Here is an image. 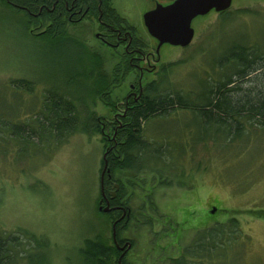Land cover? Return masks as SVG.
Here are the masks:
<instances>
[{
    "label": "rangeland",
    "instance_id": "1",
    "mask_svg": "<svg viewBox=\"0 0 264 264\" xmlns=\"http://www.w3.org/2000/svg\"><path fill=\"white\" fill-rule=\"evenodd\" d=\"M171 1L111 0L119 14L133 25L136 35L144 40L143 52L150 53L148 60H135L138 67H132L126 74L121 73L124 66L121 71L116 67L122 60V46L102 42L95 17L67 25L63 36L78 41L65 39L56 43L45 36H35L31 28L27 31L18 24V18L24 19V15L0 4V112L4 118L10 122L31 118V111L26 109L34 106L38 110L47 88L87 94L89 82L95 86L92 109L106 122L115 113L101 100L98 91L101 80H120L109 87L111 98L120 103L119 113L125 109L121 104L123 97L136 95L146 82L158 78L162 64L180 59L190 61L176 69L174 79L179 78L183 87H200V79L211 70L214 49L210 46L217 40L225 42L232 38L221 39V12L212 9L192 21L194 37L189 45L165 43L157 50L158 40L148 32L143 14L157 3ZM242 8L253 13L240 14L224 29L230 37L247 31L249 39L264 49V0H233L228 10L235 12ZM212 36L216 41H211ZM217 50L214 56L218 55ZM78 60H84L81 65L94 67L86 82L84 77L77 76L81 69ZM84 70L88 73L86 67ZM16 78L35 81L33 91L15 89L12 80ZM194 119L191 113L181 112L148 125L147 138L155 135L158 142L163 139L171 142L169 149L174 159H179L191 186L174 183L158 185L149 191L145 189L148 183L140 182V187L134 188L131 205L137 217L125 232L133 240L128 261L170 264L171 257L205 235L199 228L208 220L211 227L214 221H226L234 215L239 219L245 240L236 256L230 248L226 250L228 262L236 257L238 264H264V128L254 129L248 133L249 138L233 142L224 138L192 141L189 134L194 130L187 124ZM106 127L108 132L109 126ZM42 144V147L28 145L27 153L19 152L18 142L7 128L0 131V229L7 234L22 229L30 236L21 238L22 247L31 250L25 257L18 255L15 264H83L81 248L87 237L100 233L113 244L114 217L103 211L105 208H99L102 159L105 149L110 147H104L101 135L84 132L72 134L58 146ZM182 149L184 154L179 158ZM118 173L123 180H136L133 179L136 171ZM143 175L138 173L136 182ZM214 206L219 210L212 213ZM211 215L216 218L213 220ZM34 236L42 240L36 249L32 248L36 244ZM115 260L116 257L112 263Z\"/></svg>",
    "mask_w": 264,
    "mask_h": 264
},
{
    "label": "trees",
    "instance_id": "2",
    "mask_svg": "<svg viewBox=\"0 0 264 264\" xmlns=\"http://www.w3.org/2000/svg\"><path fill=\"white\" fill-rule=\"evenodd\" d=\"M65 3L66 0H0V4L11 11L24 15V19L18 18V24L20 23L27 31L30 28L41 30L39 34L34 35L45 36L56 43L67 39L63 36L69 14ZM89 5L90 15L97 17L101 13L102 27L120 29L125 26L136 31L125 17L119 14L111 0H90ZM242 13L253 11L242 8L235 12L226 10L220 13L222 16L220 37L223 40L224 38L232 40L225 42L217 40L213 47L210 46L211 49H218V55L214 56V50L211 53L209 49L212 56L211 70H207L200 79L198 88L183 87L179 78L175 80L178 74L176 69L190 61L180 59L162 64L158 78L146 82L138 89L136 95L131 93L123 97L121 104L125 109L119 113L117 105L120 103L111 98L109 87L120 80L116 77L108 81L101 80V87L98 90L101 100L115 113L106 122L103 116L92 109L95 105V86L88 82L87 94L47 88L40 108L36 110L33 106L26 109L32 113L31 118L27 120L10 122L0 112V131L5 132L7 128L18 142V151L23 153L28 152V145L36 147L40 144L42 147V143L48 142L58 146L63 139H68L76 132L101 135L104 147H110L105 149L109 174L105 176L103 187L107 190L112 185V180L121 179L117 174L124 170L136 171L137 174L144 173L139 182H136L138 179L136 173H133V179L136 180L126 178L132 187V193L134 188L140 187V182L148 183L143 189L149 191H153L158 185L171 186L174 183L189 187L191 183L185 176V170L181 169L179 159L176 161L172 150L169 149L171 142L168 143L164 139L158 142L155 135L150 139L145 133L148 125L152 126L174 113L179 115L181 112H189L195 118L192 123L187 124L194 130L189 134L192 141L196 138L200 141L224 138L227 142H233L248 137V133L254 129L264 128L263 46L251 41L247 31L241 34L238 32L230 37L228 30L224 29L231 19H236ZM133 35L131 47L134 49L145 47L144 40L136 34ZM211 38V41H216L215 36ZM126 58L129 59L128 54L116 65L118 71L124 66L121 71L124 74L133 67L130 60H125ZM81 62L84 63V60L77 61L78 64ZM85 67L88 73H85ZM93 70L92 64L88 66L86 63L82 64L77 76L84 77L86 82L93 74ZM12 82L13 87L18 90L32 92L34 89L35 81L28 78H16ZM106 125L109 126V134ZM191 144L190 142V146ZM182 151L183 149L178 155L179 158L184 154ZM123 189L125 196L129 188ZM110 214L114 217L113 212ZM211 218L214 220L216 216L211 215ZM209 222L208 220L204 227L199 228L205 235L171 257L170 264H238L236 257L228 262L226 250L230 248L236 256V250H240L245 240L239 219L233 215L226 221H214L211 227ZM23 235L29 236L22 229L10 234L0 229V264H15L18 255L20 258L28 254L31 249L22 247ZM33 240L36 244L32 248L36 249L42 240L36 236ZM84 244L81 248L83 264H119L117 261L119 252L114 243L110 244L107 241L105 235L95 233L92 237H87ZM115 257L116 260L112 263Z\"/></svg>",
    "mask_w": 264,
    "mask_h": 264
},
{
    "label": "flooded vegetation",
    "instance_id": "3",
    "mask_svg": "<svg viewBox=\"0 0 264 264\" xmlns=\"http://www.w3.org/2000/svg\"><path fill=\"white\" fill-rule=\"evenodd\" d=\"M69 1L70 0H66L65 3L69 14L67 17V24L65 25L64 30H66L68 24H75L81 22L86 19V17H94L93 15L89 14L90 0H73L72 2ZM95 18L97 19L99 23V28L101 29V33L99 34L101 35L100 38L102 42L105 45L112 47L122 46V60L124 56H127L128 54L129 59L126 58L125 60H130V63L132 64L133 68H136L138 67V64L135 62V60L144 61L149 59L150 53L146 55L145 52H143L144 47H136V49L131 47V43L133 41L134 36L133 34H136V31H134L133 29L125 28V26L120 29L118 27L110 26L102 27V23L100 21L101 13H99V15ZM131 26L133 25L131 24ZM40 31L34 29L31 30L33 34H39ZM67 39H70L72 41H78L77 38H73L70 36ZM109 39H111V41ZM106 174H109V172H107ZM106 174L104 175V179ZM111 186L112 189L107 190L105 189V187H103L102 189V186L100 184L101 194L99 200V208L100 206L101 208H105L108 205L109 210L105 212H113L114 218L112 221V240L119 252L117 261L119 264H130V262L128 261V254L131 248L133 247V240L131 237L126 235L125 232H127V225L131 221L133 222L137 217L131 205L132 187L127 183L126 180L123 179L112 180ZM124 187L129 188V192L125 194V196H123L122 192L124 190ZM218 210L219 208H217L216 212Z\"/></svg>",
    "mask_w": 264,
    "mask_h": 264
},
{
    "label": "water",
    "instance_id": "4",
    "mask_svg": "<svg viewBox=\"0 0 264 264\" xmlns=\"http://www.w3.org/2000/svg\"><path fill=\"white\" fill-rule=\"evenodd\" d=\"M232 1L233 0H172L167 4L157 3L154 8L144 12V24L148 32L158 40V49L165 43L185 47L193 40L194 28L192 26V21L195 17L204 15L212 9L217 12L226 11L232 5ZM107 172H109V169L106 150L100 179L102 189L104 175ZM105 209H108V205ZM216 210L217 207H214L212 213Z\"/></svg>",
    "mask_w": 264,
    "mask_h": 264
},
{
    "label": "bare ground",
    "instance_id": "5",
    "mask_svg": "<svg viewBox=\"0 0 264 264\" xmlns=\"http://www.w3.org/2000/svg\"><path fill=\"white\" fill-rule=\"evenodd\" d=\"M109 210V208L106 210V209H104V211H108Z\"/></svg>",
    "mask_w": 264,
    "mask_h": 264
}]
</instances>
